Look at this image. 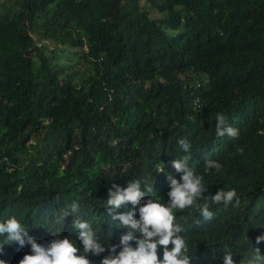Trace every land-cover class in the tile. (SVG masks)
Listing matches in <instances>:
<instances>
[{"label": "trees", "instance_id": "16d2710c", "mask_svg": "<svg viewBox=\"0 0 264 264\" xmlns=\"http://www.w3.org/2000/svg\"><path fill=\"white\" fill-rule=\"evenodd\" d=\"M218 112L238 139L216 135ZM181 157L202 195L235 189L240 200L211 205L210 221L174 210L193 264H223L226 249L236 264L255 247L264 255V0H0V223L14 216L37 243L69 237L83 254L80 218L119 245L128 228L112 215L133 205L109 214L112 184L146 180L168 203ZM73 201L79 212L57 223ZM5 240L3 264L31 254L27 238Z\"/></svg>", "mask_w": 264, "mask_h": 264}, {"label": "clouds", "instance_id": "9594fccd", "mask_svg": "<svg viewBox=\"0 0 264 264\" xmlns=\"http://www.w3.org/2000/svg\"><path fill=\"white\" fill-rule=\"evenodd\" d=\"M215 121L218 137L239 138V130L228 125L227 117L223 113H216ZM179 144L184 152L190 151L191 144L187 140L181 139ZM189 159L190 157H181L171 162L172 168L181 173V176L178 181L167 175L170 182L168 203H162L161 198L155 199L148 195L154 190L153 184H148L146 180L129 181L125 188L112 184L106 201L109 214L115 213L116 209L125 204L133 205L132 211L112 215L113 220H118L123 227L128 228L127 234L120 236L119 245L110 243L106 247L99 241L91 224L80 218L73 221L72 227L79 233L83 254L69 237L54 238L46 245L37 243L28 236L27 229L14 216L0 223V236L6 235L4 243L16 242L21 246L27 238L31 254H25L19 264H92L87 255H101L106 250L108 255L103 256L100 264H193L192 255L187 253L186 237L182 235L184 229L177 222L174 210L195 207L205 221H210L214 216L210 211L211 205L223 204L227 207L234 202V206H239L240 200L235 189H219L214 195H202L207 190L203 177L196 173L195 168L189 166ZM204 166L217 172L222 168V164L213 159H206ZM159 172H164V167ZM201 199L204 200L203 204L198 203ZM79 210L78 203L73 201L68 210L56 217V222L64 223L66 216L70 213L76 214ZM137 213L139 218L134 219ZM132 241H135L134 247ZM262 241L264 234L256 237L257 245ZM158 248L162 250V257H158ZM254 251L255 256L249 264L264 260L259 247H255ZM222 254L223 264H236L235 254L231 250L226 249Z\"/></svg>", "mask_w": 264, "mask_h": 264}, {"label": "rangeland", "instance_id": "374dc122", "mask_svg": "<svg viewBox=\"0 0 264 264\" xmlns=\"http://www.w3.org/2000/svg\"><path fill=\"white\" fill-rule=\"evenodd\" d=\"M150 16H151V17H158V15H157L156 13H151ZM58 62H59V63H65V62H66L65 57L60 56V58L58 59Z\"/></svg>", "mask_w": 264, "mask_h": 264}]
</instances>
